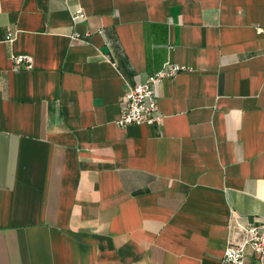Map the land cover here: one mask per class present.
I'll return each mask as SVG.
<instances>
[{"label": "crops", "instance_id": "1", "mask_svg": "<svg viewBox=\"0 0 264 264\" xmlns=\"http://www.w3.org/2000/svg\"><path fill=\"white\" fill-rule=\"evenodd\" d=\"M263 24L264 0H0V264H218L264 232ZM168 63L160 119L116 126Z\"/></svg>", "mask_w": 264, "mask_h": 264}, {"label": "built area", "instance_id": "2", "mask_svg": "<svg viewBox=\"0 0 264 264\" xmlns=\"http://www.w3.org/2000/svg\"><path fill=\"white\" fill-rule=\"evenodd\" d=\"M85 17L81 9L72 14V21L78 23ZM258 34L264 33V24L255 27ZM81 38L79 33L73 35ZM15 69H29L32 67L31 55H15L12 57ZM181 68L168 63L165 67L151 74L145 81L137 83L123 94V100L114 123L118 127L137 124H153L160 119L157 111L155 86L163 78L175 75ZM249 248L252 253L264 260V232L257 224L241 227L239 240L227 242L218 264H245V250Z\"/></svg>", "mask_w": 264, "mask_h": 264}]
</instances>
